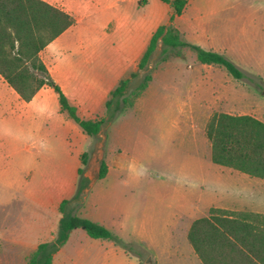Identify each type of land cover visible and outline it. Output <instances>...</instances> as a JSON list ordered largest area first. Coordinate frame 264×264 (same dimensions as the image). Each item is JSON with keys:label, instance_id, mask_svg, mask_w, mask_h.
<instances>
[{"label": "rangeland", "instance_id": "rangeland-1", "mask_svg": "<svg viewBox=\"0 0 264 264\" xmlns=\"http://www.w3.org/2000/svg\"><path fill=\"white\" fill-rule=\"evenodd\" d=\"M140 2L137 0L136 7ZM225 4L237 8L240 15L223 16L220 23L212 24L214 35L220 32L213 47L222 49V54L243 71V79L233 78L222 66L202 64L195 52L184 47L168 52V61L176 59L173 63L177 69L172 76L167 81H154L149 90L136 99L134 94L143 77L148 73L153 77L165 63L161 62L164 46L160 37L146 68L138 69L135 78L128 77L131 81L124 111L111 113L102 125L100 135L88 136L92 144L90 149L86 147L90 152L86 168L95 173L111 117L124 132L121 135L115 130L106 146L108 158L119 159L120 167L108 180L100 181L80 205L95 216L128 222L126 231L118 226L111 230L121 244L108 242L124 254L109 255L96 264H126V258L130 264L139 261L140 264H188L186 254L170 256L174 232L176 246L182 249L185 243L186 250L194 255L185 238L186 225L190 226L193 220L206 215L211 207L232 206L235 200L227 195L242 190L245 195L242 201L249 202L264 194V188L252 191L247 185L238 184L242 177L239 173L213 164L211 148L204 142V131L202 134L209 113L198 114L196 136L189 109L178 105V100H195L198 91H205L209 101L214 97L231 100V103L219 100L214 112L234 111L238 114L252 104L264 105V31L260 30L264 28V0H225ZM165 5L162 2V6ZM169 21L171 19L163 26L168 28L173 24L177 28L175 19L170 25ZM182 38L185 40L183 35ZM3 84L0 100V232L10 227V223L23 227L35 217V210L24 207V203L30 201L28 194L62 178L49 172L65 162L60 155L46 161L32 158L26 151L28 146L38 148L40 144L27 143L20 125L2 119L8 113V107L14 105L12 88L5 81ZM131 103L134 104L132 107ZM102 159L105 162L104 155ZM85 176L89 181L81 194L86 193L95 179L93 175L89 177L87 170ZM112 186H121L123 193L117 194ZM229 209L235 210L234 207ZM86 237V232L79 229L69 237V247L79 251ZM92 259L88 256L83 264H94Z\"/></svg>", "mask_w": 264, "mask_h": 264}, {"label": "crops", "instance_id": "crops-1", "mask_svg": "<svg viewBox=\"0 0 264 264\" xmlns=\"http://www.w3.org/2000/svg\"><path fill=\"white\" fill-rule=\"evenodd\" d=\"M43 1L63 9L76 19V24L73 27L65 31L41 52L40 57L43 63L70 103L77 108L79 117L85 120L104 119L108 121L109 114L105 103L109 99L110 93L122 79L128 78L132 73L138 71L139 63L154 33L167 20L171 19L173 9L167 4L166 7H163L160 0H147L146 4H139V7H136L137 0ZM237 15H240V11L237 8L226 6L225 0H189L183 14L174 19L185 41L205 50L210 49L222 54V49L213 47L220 38V32L214 35L212 24L220 23L223 16ZM170 23L169 21L168 25ZM260 30L264 31V28L261 27ZM174 60L165 62L159 70L153 73V80L145 93L154 81L158 79L167 81L172 76V73L177 69L173 63ZM4 81L0 75V100ZM12 91L14 105L8 107V113L2 119L20 125L27 143L40 144L38 148H34L35 146L26 148L32 158L48 161L60 155L65 162L60 163L57 168L49 172V174L62 178H58L54 183H46L40 188H35L28 194L30 201L25 202L24 207L35 210V217L27 221L23 227L19 228L18 225L13 226L14 223H10V227L1 230L0 264H29L30 256L40 244L53 241L63 217L61 205L64 201H67L65 212L69 214L100 223L110 231L113 226H118L120 230L126 231L127 220L116 221L111 218L95 216L86 208L80 207L92 189L100 181L108 180L120 167L119 159L108 158L106 151L107 143L115 130L118 134H124L120 127L110 120L105 130L100 153L102 158L104 155L107 164L106 176L103 179L100 178V165L103 160L101 158L97 160V172L94 173L93 170L86 168L89 177L93 175L95 179L87 188L86 193L75 199L79 189L81 156L84 153H90L86 147L90 149L92 144V142L89 143L88 135L79 125L61 112L59 97L52 88L43 87L30 102L23 101L13 89ZM205 95V91H198L195 94V97L197 96L195 100L191 102L178 100V105L179 108L189 109L190 123L194 130L198 114L209 113L202 128V134L204 131L206 136V125L212 114L215 113L217 102L223 99L231 103V100L227 97H214L209 101ZM241 111L238 114L234 111L228 112V114L249 115L264 123V105L262 103L252 104L247 107V110ZM195 134L197 136L196 130ZM203 139L206 145L211 148L207 137L206 139L203 137ZM95 158L97 157L95 156ZM227 169L242 175L238 184L247 185L252 191L264 188V179L252 177L231 168ZM86 179L89 181L88 178ZM120 187L112 186L117 194L123 193ZM227 196L235 200L232 206L211 207L210 209L231 210L229 208L234 207L235 210L231 211L264 215V194L260 198L253 197L249 202L242 201L245 198L242 190L235 195ZM210 209L203 217L209 216ZM200 218L193 220L190 226L186 225L188 232L194 221ZM21 219V221L24 220V218ZM78 231L79 229L73 230L70 238ZM172 240L174 243L169 249L170 256L178 257L180 254L182 256L186 254L190 262L188 264H202L194 250V255L191 251L186 250L185 243L182 249L176 246L175 232L172 235ZM108 242L111 241L92 239L88 236L83 243L84 246L77 251L75 248L69 247L70 239L54 255L52 264H83L88 256L93 258L92 260L96 264L99 259L109 255L124 254L117 251L114 245L108 244ZM124 263L130 264L129 259L126 258ZM134 264H140V261Z\"/></svg>", "mask_w": 264, "mask_h": 264}, {"label": "trees", "instance_id": "trees-1", "mask_svg": "<svg viewBox=\"0 0 264 264\" xmlns=\"http://www.w3.org/2000/svg\"><path fill=\"white\" fill-rule=\"evenodd\" d=\"M173 9L171 22L181 16L189 0H160ZM141 0L140 4H146ZM76 24L70 13L43 0H0V75L19 97L30 102L43 87L52 88L59 97L61 112L73 120L90 137H97L104 119L85 120L79 117L77 108L68 100L61 87L53 80L43 63L41 52L65 31ZM164 46L161 62L168 61V52L190 48L204 65L224 67L235 79L245 74L225 55L205 50L188 43L178 28L171 24L161 26L154 33L139 63L144 70L154 52L159 38ZM137 73H132L135 78ZM153 77H143L135 98L144 94ZM130 78L122 79L110 93L105 103L107 113L124 111L128 104L126 91ZM134 104L131 103V107ZM113 118L111 117V120ZM206 137L211 144V160L221 167L264 179V123L249 115L235 116L223 112L212 114L206 125ZM89 153L81 156L79 169V193L87 187L85 170ZM107 164L102 162L100 178L107 174ZM81 194V193H80ZM67 201L61 205L62 219L53 241L42 243L30 256L29 264H52L54 255L67 243L71 232L83 229L92 239L120 240L104 225L65 212ZM188 241L202 264H264V215L253 212H237L210 209L208 217L197 219L188 232Z\"/></svg>", "mask_w": 264, "mask_h": 264}, {"label": "water", "instance_id": "water-1", "mask_svg": "<svg viewBox=\"0 0 264 264\" xmlns=\"http://www.w3.org/2000/svg\"><path fill=\"white\" fill-rule=\"evenodd\" d=\"M170 25V24H169Z\"/></svg>", "mask_w": 264, "mask_h": 264}]
</instances>
